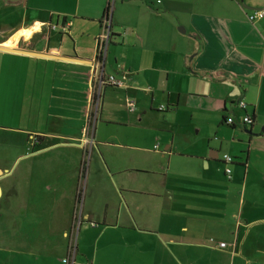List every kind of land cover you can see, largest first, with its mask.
I'll use <instances>...</instances> for the list:
<instances>
[{"label":"crops","instance_id":"crops-1","mask_svg":"<svg viewBox=\"0 0 264 264\" xmlns=\"http://www.w3.org/2000/svg\"><path fill=\"white\" fill-rule=\"evenodd\" d=\"M156 1H112L113 42L128 58L104 72L107 47L102 70L125 74L124 88L97 96L87 79L107 0H0V48L22 51L0 49V117L31 127L13 130L37 146L19 169L1 164L0 221L64 222V237L80 205L82 220L101 223L96 234L155 238L157 247L122 249L116 264H264V0ZM125 126L132 145L113 142ZM90 150L105 168L82 169ZM232 182L243 186L234 212ZM247 186L262 195L244 200ZM38 257L27 264H55Z\"/></svg>","mask_w":264,"mask_h":264},{"label":"rangeland","instance_id":"rangeland-1","mask_svg":"<svg viewBox=\"0 0 264 264\" xmlns=\"http://www.w3.org/2000/svg\"><path fill=\"white\" fill-rule=\"evenodd\" d=\"M112 8L113 7H111V11ZM113 29L116 28L113 27ZM115 38L116 37H110L108 54L107 50L105 53V55L107 54V63L104 72H114L116 70V63L113 62L114 58L116 59L117 64L119 63V59L128 58V53H126L124 49H120L121 43L117 41L115 44L113 42L117 40V38ZM112 43L114 44L111 45ZM105 74L107 75V73ZM10 108H12L11 105L9 106V109ZM14 112L15 110H9L10 114L14 115ZM0 113L2 115L1 111ZM154 114L158 115L159 113L156 114V112H154ZM205 119L206 118L203 116L200 117V121L202 122L205 121ZM13 122L14 121H6L4 118L1 119L0 117V167H3L1 164H8L11 162H13V166H15L19 162L17 166V169H19L22 166V162L25 164L29 163V161H26L27 157L30 156L31 153L35 152L37 146L32 145V141L28 139L27 134L22 135L17 133L16 130H13H28L31 127H28L23 123L16 126ZM141 128L144 132H148L147 128ZM130 130H132V128L128 126L120 128L119 131L117 130L118 134L120 133L123 135V138L118 139L116 137L113 139V142L121 145L134 144V138L131 136L132 132ZM142 130L140 132L142 134L140 144H149L150 138L147 134L143 133ZM112 133L113 132H111V134ZM153 134L158 136L164 135V133L158 131ZM165 134L168 135L166 132ZM2 139L6 141V144ZM212 141L213 138H211V142ZM9 146H11V149H9ZM163 148L164 146L161 147V149ZM22 154H24V156L19 159ZM222 154L223 150L220 152V156ZM16 158L18 160H15ZM94 162H96L97 166L100 168H105L106 166L101 158L93 160V152L91 153V150L85 152L82 156V169L87 167L91 168ZM223 167L224 166L222 165L214 167V170H216L214 172L215 177L218 178V176H222ZM229 168L234 169L237 167L235 165H229ZM107 186L111 187L110 183H108ZM79 187L81 188L80 184ZM232 187L236 189V191L234 192L235 195L232 198L233 203L229 207V210L234 212L236 210L238 197H241L239 193L243 190L242 182H232ZM259 192L260 190L247 186L243 198L244 200L256 198L262 195V193ZM80 198L82 199V196H80ZM92 221L96 222L94 219H92ZM4 224H6V222L2 223L0 221V264H27L30 263L37 254H39V259L46 256L50 261L56 264V262H58V260L60 261L62 258L60 249L62 248L61 246L63 242L66 244V255L70 242L75 256L73 259L74 264H116L118 262V253H122V249L140 247L143 250L144 248L147 249L149 247H157L154 237H146L147 239H145L143 235L126 234L117 230L112 231V229H106L103 234H96V230H93L92 228L102 226L101 223L97 222V224H94V222L89 223L88 220H82L80 215V205L75 212L73 220L69 223L64 237L61 236V232L66 227L64 222L55 225L52 224V228L49 230L39 226L37 223L32 224V222H26L23 225L17 224V226L15 224H7L6 226H3ZM55 227L58 229L56 230ZM208 237L209 236H206V240ZM138 239H140V244L136 243ZM48 247H52V251L54 252L47 254L46 251L48 250ZM28 254L33 255L29 256ZM64 256L65 254L63 257ZM66 257L67 256H65V258Z\"/></svg>","mask_w":264,"mask_h":264},{"label":"built area","instance_id":"built-area-1","mask_svg":"<svg viewBox=\"0 0 264 264\" xmlns=\"http://www.w3.org/2000/svg\"><path fill=\"white\" fill-rule=\"evenodd\" d=\"M112 1L113 0H107V3H106L108 12L105 13V15L103 16L101 20V31L94 41L93 68L87 79L88 90L90 91L91 94L93 95L97 94V96L100 90L102 89V87L104 86H109L113 88H124L125 74L120 78H116L112 75H104L103 70H102L105 53H106V50H107V47L110 41L109 25H110V14H111ZM156 2L159 3V0H157ZM262 14H263L262 10L252 11L248 13L247 20L249 22H253L255 19L261 17ZM61 30L65 31L64 26L61 27ZM237 105L242 110H244L246 107L245 103L241 101H239ZM125 106L127 110L132 111L134 108V103L131 100H126ZM163 110H164V107L159 106L158 111H163ZM242 122L244 125H248V126L252 125V120L247 115L243 117ZM225 124L232 125L231 119H227L225 121ZM87 143H88L87 141H84V145H87ZM222 161L224 164H231L232 158L228 155H223ZM225 173L227 175L230 173V169L228 167L225 169ZM73 257H74V253L72 251V246L70 245V242H69L67 257L62 260L63 264H74Z\"/></svg>","mask_w":264,"mask_h":264},{"label":"trees","instance_id":"trees-1","mask_svg":"<svg viewBox=\"0 0 264 264\" xmlns=\"http://www.w3.org/2000/svg\"><path fill=\"white\" fill-rule=\"evenodd\" d=\"M108 12V10H107V6L105 7V10H104V13H103V16L105 15V13H107ZM103 16H102V18H103ZM100 25H101V21H100ZM109 32H110V34H109V37H111L112 36V33H111V24L109 25ZM109 43H110V41H109ZM164 110H165V107H164ZM163 110V111H164ZM252 120V119H251ZM222 121L224 122V118H222ZM226 121V120H225ZM225 123V122H224Z\"/></svg>","mask_w":264,"mask_h":264},{"label":"water","instance_id":"water-1","mask_svg":"<svg viewBox=\"0 0 264 264\" xmlns=\"http://www.w3.org/2000/svg\"><path fill=\"white\" fill-rule=\"evenodd\" d=\"M242 7H243V6H242ZM244 7H245V6H244ZM246 8H249V7H246ZM249 9L254 10V8H249ZM263 9H264V8H263ZM0 49H2V50H4V51H16V50H12V49H4V48H0ZM16 52H22V51H16ZM23 53H27V52H23ZM28 54H30V53H28ZM260 132H261V133L264 132V127L261 128Z\"/></svg>","mask_w":264,"mask_h":264},{"label":"bare ground","instance_id":"bare-ground-1","mask_svg":"<svg viewBox=\"0 0 264 264\" xmlns=\"http://www.w3.org/2000/svg\"><path fill=\"white\" fill-rule=\"evenodd\" d=\"M23 33H24V34H27V31H25V32H23ZM11 41H12V40H11ZM11 41H10V42H11ZM6 46H7V45H6Z\"/></svg>","mask_w":264,"mask_h":264}]
</instances>
